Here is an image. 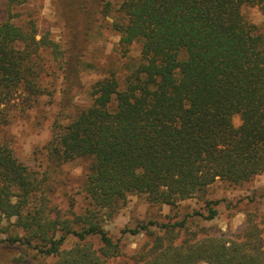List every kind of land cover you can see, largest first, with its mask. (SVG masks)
<instances>
[{
  "label": "trees",
  "instance_id": "trees-1",
  "mask_svg": "<svg viewBox=\"0 0 264 264\" xmlns=\"http://www.w3.org/2000/svg\"><path fill=\"white\" fill-rule=\"evenodd\" d=\"M89 1L69 4L91 23ZM251 6L264 15V0H123L115 8L105 0L102 13L112 17L120 46L138 43L139 55L121 78L111 73L88 86L87 106L68 111L72 90L62 87L60 113L39 152L42 169L0 141V227L14 219L10 224L22 232L0 241V264H114L125 256L124 245L104 224L130 196L171 207L198 198L211 220L218 202L207 197L210 186H241L264 173V25L245 15ZM34 28L0 23V127L48 93L44 50L58 58L64 83L69 77L72 54L66 58L46 35L37 39ZM80 160L90 161L88 171L69 194L64 167ZM186 222L127 226L124 233H145L147 241L125 262L264 264V229L254 220L240 240L178 241L176 230Z\"/></svg>",
  "mask_w": 264,
  "mask_h": 264
},
{
  "label": "rangeland",
  "instance_id": "rangeland-1",
  "mask_svg": "<svg viewBox=\"0 0 264 264\" xmlns=\"http://www.w3.org/2000/svg\"><path fill=\"white\" fill-rule=\"evenodd\" d=\"M71 1L73 0H31L9 10L7 0H0V23L10 20L24 30H29L34 25L37 39L46 35L58 44L60 50L66 49V58L68 54H72L69 77L64 83L58 58L51 50L42 52V62L45 65L43 85L47 87L48 93L41 98L38 106L24 112L18 107L13 121L0 127V141L10 142L17 158L35 169H42L43 157L39 152L50 139L52 124L60 113L62 87L72 90L73 107L68 111H74L77 106H87L89 99L85 92L88 86L111 73L121 78L130 61L139 55L138 43L128 50H123L120 46V36L111 26L112 17L106 18L102 13L106 9L105 0L88 2L89 10L95 15L91 23H88L82 11L75 12L73 4H69ZM111 1L115 8L123 0ZM244 13L254 23L264 25V15L259 6L246 7ZM233 123L235 126L240 124L239 116L233 118ZM89 164L88 160H80L64 167L62 177L66 181L65 192L76 193L82 186ZM207 197L218 202L215 205L217 215L211 220L204 218L208 215V210L204 201L198 198L186 199L171 207L153 206L142 197L130 196L119 213L104 224L113 239L124 245L125 256L117 257L114 264H129L125 262L128 257L147 241L145 233L132 235L123 232L127 226L134 227L138 222L155 220L159 224H165L186 218L185 228L176 230L178 241L211 235L240 240L249 219L254 220L260 230L264 229V173L241 186H230L217 181L209 187ZM67 204L66 200L61 202L62 207ZM13 221L14 219L3 222L0 241H7L10 233H22L14 230L16 228L10 224ZM155 229L162 233L159 228ZM262 237L264 239V231ZM74 240L70 238L67 247ZM21 251V248H17L16 257L22 254Z\"/></svg>",
  "mask_w": 264,
  "mask_h": 264
}]
</instances>
